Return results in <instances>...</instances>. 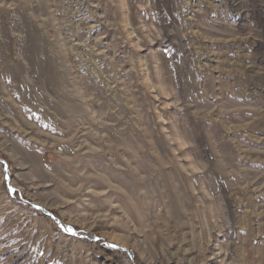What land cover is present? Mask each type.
Masks as SVG:
<instances>
[{
    "label": "rangeland",
    "instance_id": "rangeland-1",
    "mask_svg": "<svg viewBox=\"0 0 264 264\" xmlns=\"http://www.w3.org/2000/svg\"><path fill=\"white\" fill-rule=\"evenodd\" d=\"M0 264H264V0H0Z\"/></svg>",
    "mask_w": 264,
    "mask_h": 264
}]
</instances>
